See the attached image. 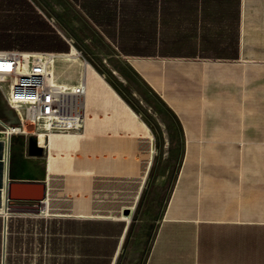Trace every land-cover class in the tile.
Here are the masks:
<instances>
[{
    "label": "crops",
    "instance_id": "1",
    "mask_svg": "<svg viewBox=\"0 0 264 264\" xmlns=\"http://www.w3.org/2000/svg\"><path fill=\"white\" fill-rule=\"evenodd\" d=\"M61 1L0 0V50L53 52L86 89L83 129L42 146L6 132L0 88V264H264V0H64L161 99L156 130L60 57Z\"/></svg>",
    "mask_w": 264,
    "mask_h": 264
},
{
    "label": "built area",
    "instance_id": "2",
    "mask_svg": "<svg viewBox=\"0 0 264 264\" xmlns=\"http://www.w3.org/2000/svg\"><path fill=\"white\" fill-rule=\"evenodd\" d=\"M53 52L0 50V88L18 117L19 125L7 133L24 130V123L48 132H77L83 129L84 85L82 81L66 89L49 78ZM5 235V228H4Z\"/></svg>",
    "mask_w": 264,
    "mask_h": 264
},
{
    "label": "rangeland",
    "instance_id": "3",
    "mask_svg": "<svg viewBox=\"0 0 264 264\" xmlns=\"http://www.w3.org/2000/svg\"><path fill=\"white\" fill-rule=\"evenodd\" d=\"M60 3L65 8L63 10L64 13L58 8H54V11L47 10V8H44V10L50 15L61 14L60 18L65 26V34L70 39L72 46L76 50L78 49L82 57L95 67L98 73L139 114L150 129H163V118H171V115L161 99L140 80L129 61L115 52L113 46L97 31L78 8L64 0ZM56 70L57 73H62L65 71V67L57 66ZM77 78L78 76L76 75L68 81L73 85L76 83ZM2 106L9 110L4 100H2ZM16 134H29L30 141L34 140V142H37L36 129L33 126H30L26 133L18 132ZM137 218L138 211H135L130 218L132 223H135Z\"/></svg>",
    "mask_w": 264,
    "mask_h": 264
},
{
    "label": "bare ground",
    "instance_id": "4",
    "mask_svg": "<svg viewBox=\"0 0 264 264\" xmlns=\"http://www.w3.org/2000/svg\"><path fill=\"white\" fill-rule=\"evenodd\" d=\"M78 53H79L78 50H76V48H74V49H72V51H71L70 53H68V54H64V55H61L60 57H63V58H66V59H71V58L75 57ZM57 57H58V56H57V54H55V53L52 54V55H50L49 73H48L49 78H50L54 83L61 84V86H63L64 88L68 89V88H70V87L72 86V84H65V83H63V82H61V81H57V79L54 78L55 74H54V70H53L52 67H53V63H54V61H55V59H56ZM79 81H82V82H83L82 79H80ZM79 81H78V82H79ZM83 85H84V87H85L84 82H83ZM85 91H86V89L84 88V94H85ZM84 94H83V96H84ZM52 133H55V132H48V134L46 135L45 132H44V130H39V142H41L40 144L42 145L43 142H44V138H49V136H50ZM60 133H62V132H60ZM42 146H43V145H42Z\"/></svg>",
    "mask_w": 264,
    "mask_h": 264
},
{
    "label": "water",
    "instance_id": "5",
    "mask_svg": "<svg viewBox=\"0 0 264 264\" xmlns=\"http://www.w3.org/2000/svg\"><path fill=\"white\" fill-rule=\"evenodd\" d=\"M10 188H11V184L10 183H7L8 196L10 194ZM39 199H41V196L39 197Z\"/></svg>",
    "mask_w": 264,
    "mask_h": 264
}]
</instances>
